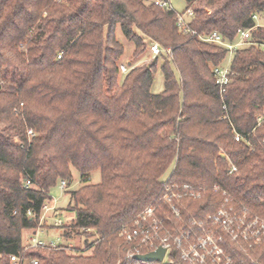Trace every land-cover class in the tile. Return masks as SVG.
<instances>
[{
	"label": "trees",
	"instance_id": "16d2710c",
	"mask_svg": "<svg viewBox=\"0 0 264 264\" xmlns=\"http://www.w3.org/2000/svg\"><path fill=\"white\" fill-rule=\"evenodd\" d=\"M154 1L0 0V264L13 254L37 264H152L127 261L118 231L151 205L169 216L165 185L205 189L181 197L185 219L223 206L224 191L264 219V122L256 121L264 115V0H183L198 34L234 42L249 30L255 43L231 57L222 97L212 69L226 50L181 31L175 11ZM117 28L132 46L125 63ZM148 43L170 56L137 67ZM159 58L163 89L153 94ZM121 64L132 68L123 75ZM71 168L82 185L70 193L73 216L60 235L85 237L91 254L68 255L61 244L22 252V233L42 227L49 192L69 184ZM94 172L100 181L90 184ZM262 249L237 258L264 264Z\"/></svg>",
	"mask_w": 264,
	"mask_h": 264
},
{
	"label": "built area",
	"instance_id": "2783aa9c",
	"mask_svg": "<svg viewBox=\"0 0 264 264\" xmlns=\"http://www.w3.org/2000/svg\"><path fill=\"white\" fill-rule=\"evenodd\" d=\"M154 4L158 7L173 11L172 0H155ZM175 11V10H174ZM176 23L181 31L195 37L199 42L208 43L219 48H224L227 56L219 66L212 69V76L215 79L220 97L225 93V88L230 82L231 57L236 49L251 45L250 31L239 30L234 42L226 41L216 32L201 35L190 28L193 20L191 8L178 13L175 11ZM257 20V16H253ZM255 44L254 42H252ZM264 52V43H257ZM256 44V45H257ZM148 50L151 59L158 58L161 54L170 56V49H164L157 43H150ZM60 58V56H58ZM132 68L126 64L120 65V73L126 74ZM258 125L264 122V115L257 117ZM32 136V131H28ZM238 142L241 138L239 134L234 135ZM236 171L231 166V172ZM29 182H26L28 185ZM67 183L60 181L59 189L66 190ZM218 190V186H214ZM188 187H172L165 185L160 202L167 207L168 215L160 216L157 204L148 206L139 212L131 226L122 227L118 231V236L127 245L125 259L131 261L136 255L148 254L158 248L165 249L164 256L160 262L153 264H172L175 260L186 264H236L235 259L239 254L248 255L257 246L262 245L264 254V219L258 215H253L243 203H236L226 191L224 204L216 211L209 213L203 219H185L179 210V202L175 198L179 195L199 196L200 192H194ZM176 202H178L176 204ZM54 212V206L44 204L42 214L39 218L41 223L48 219L45 215ZM30 215V212H28ZM53 228L63 224L56 215L51 216ZM44 231L39 226L31 232L30 238L23 245V251L29 248H49L55 249L58 244L45 243L39 239V234ZM238 263V259L236 260ZM9 264H37L36 260L28 259L22 254H13L9 257ZM254 264H262L259 261Z\"/></svg>",
	"mask_w": 264,
	"mask_h": 264
},
{
	"label": "rangeland",
	"instance_id": "374dc122",
	"mask_svg": "<svg viewBox=\"0 0 264 264\" xmlns=\"http://www.w3.org/2000/svg\"><path fill=\"white\" fill-rule=\"evenodd\" d=\"M172 4L174 7V10L178 13H181L185 10L186 4L183 0H172ZM116 32H117V36H118L119 41L124 45V48H125V55H124V58L121 62V63H125L129 59V56H130L131 51H132V46L130 43H128L124 40V38H123V36H122V34L118 28L116 29ZM149 44L150 43H148V45ZM148 45H147V47H148ZM148 48H147L145 54L143 55V58H141L140 60H137V61H133V63L137 67L144 66V64L150 63L156 59V58L155 59L150 58ZM160 59L161 58L158 59L159 60L158 61L159 66H158V69H157L156 74L154 76L155 79L153 81V84L150 88V92L153 94H160V92L163 89V78H162V73L160 70V65L162 64V61ZM27 136H28V139H30L29 138L30 135H27ZM14 142L16 143L17 139H15ZM220 155L222 157L226 156L224 153H220ZM171 169H173V168H168L166 170V173L163 175L162 179L164 181L168 178V176L173 171ZM71 173H73V179L69 182V184L67 183L65 191H62L61 189H59L60 182H58L54 186V188H52L49 192V196L51 198V201L46 202L45 204L48 206H54V212H49L45 215L48 219H46L45 222H43L41 229L44 232L39 234V239L45 243H48V244L51 243L53 245H55V244L66 245L65 251L67 252L68 255H71V254L76 255L78 253V251H82V254L86 256V255L91 254V250H88L85 252V248H86V244L84 242L85 237L75 235L71 241L65 242V241H63V239L61 238V235H60L61 228L60 227L53 228L52 220L49 219L51 216L56 215V218L61 219L63 221L62 225H64V224L69 225V223H70V218L73 216L72 213L69 212V210H68L70 207V204H69L70 203V193L72 191L78 190L79 187L82 185L80 182L79 174L73 168H71ZM99 181H100L99 172H94L91 175V179H90L89 183L90 184H96ZM172 187H177V186H172ZM178 187L181 188L180 186H178ZM213 188H214V186H213ZM199 190H203V192L205 191L204 188H200ZM199 190L197 189L194 192H198ZM181 197L182 196L179 195L178 198H175L176 201L178 200V202L180 204V205H178V207H180V208L183 207L182 204L180 203ZM178 202H176V204ZM31 232H33V231L27 230V231H24L22 233L23 245L31 237L30 236ZM90 239H88V243L91 241ZM252 252H254V251H252ZM252 252H251V254H252ZM247 256H249V254ZM237 259L238 258H236L235 260H237ZM238 262H239V264H243L242 260H238ZM252 264H254V263L252 262Z\"/></svg>",
	"mask_w": 264,
	"mask_h": 264
},
{
	"label": "water",
	"instance_id": "95a60500",
	"mask_svg": "<svg viewBox=\"0 0 264 264\" xmlns=\"http://www.w3.org/2000/svg\"><path fill=\"white\" fill-rule=\"evenodd\" d=\"M164 252L165 249L158 248L155 251L148 252V254L136 255L134 259L142 263L160 262L164 256Z\"/></svg>",
	"mask_w": 264,
	"mask_h": 264
}]
</instances>
